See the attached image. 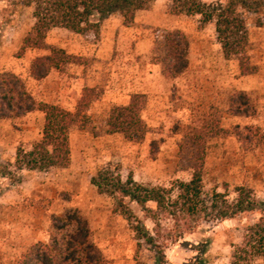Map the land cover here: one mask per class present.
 Masks as SVG:
<instances>
[{"label": "rangeland", "instance_id": "374dc122", "mask_svg": "<svg viewBox=\"0 0 264 264\" xmlns=\"http://www.w3.org/2000/svg\"><path fill=\"white\" fill-rule=\"evenodd\" d=\"M18 1L0 0V79L17 80L29 102L78 112L79 117L69 135V166L47 171L15 167L17 151H30L41 140L43 113L0 119V264H16L30 246L47 242L52 218L69 210L87 220L105 264H156L155 251L138 238L136 224L120 214L115 199L98 194L91 184L108 165L122 181L131 177L146 187L170 189L176 182H188L202 160L204 194H224L234 203L242 187L256 203L264 199V22L258 25L254 16L246 19L247 54L256 71L242 76L235 59H224L214 24L202 26L198 17L172 14L168 0H152L128 27L114 15L82 34L53 28L40 48H24L35 20L33 8ZM172 31L188 40L189 66L168 79L155 58L161 55L165 33ZM53 50L64 52L68 60H57V69L35 80L32 63ZM236 92L247 95L250 117L226 112L228 94ZM133 95L145 102L140 114L144 135L137 142L111 134L108 127L111 111L128 105ZM1 106L5 102L0 98ZM219 114L223 131L208 135L203 150L190 129L200 130ZM3 169L19 181L4 178ZM125 202L152 233L164 264L191 263L199 254L205 264H231L246 228L257 219L255 213L186 219L177 228L167 215L158 216L154 224L138 205ZM253 264H264V256Z\"/></svg>", "mask_w": 264, "mask_h": 264}, {"label": "trees", "instance_id": "16d2710c", "mask_svg": "<svg viewBox=\"0 0 264 264\" xmlns=\"http://www.w3.org/2000/svg\"><path fill=\"white\" fill-rule=\"evenodd\" d=\"M171 13L198 17L202 26L214 24L216 39L224 59H235L240 74L249 76L255 73L250 65L247 49L249 37L247 17L254 16L258 25L264 22V0H225L224 3L206 4L202 0H168ZM22 7L33 8L35 23L30 34L24 40V48L42 47L46 33L53 28L65 29L82 34L88 29H97L100 21L114 15H120L123 26L132 25L139 11L148 10L152 0H19ZM97 17L98 20L92 22ZM161 55L155 58L161 74L168 79L182 75L189 66L187 38L179 31L166 32L161 46ZM62 51L53 50L50 55L37 58L31 65V74L35 80L45 79L52 69H57L58 61H66ZM18 81L0 79V98L5 107H0V119L20 117L26 113L40 111L44 115L42 138L30 151L19 149L16 153L15 167L18 170L47 171L53 168L65 169L70 162L69 135L79 117L78 112H67L60 107L48 104H36L27 101L18 89ZM144 97L133 95L128 105L114 108L108 119L109 132L122 134L130 142L143 137L141 111ZM226 112L233 117H250L253 108L244 92L228 94ZM85 118V117H84ZM220 114L207 121L200 130L190 129L196 137V144L204 148V140L210 134L222 133ZM204 150V149H203ZM201 157V155H200ZM202 159V157H201ZM201 162L193 168L188 182H176L170 189L146 187L131 177L122 181L116 168L105 166L91 178V184L98 194L116 200L120 214L133 221L140 240L154 249L156 264H164L165 255L156 245L143 222L129 208L125 200L138 205L157 224L158 216L167 215L180 228L182 221L226 219L241 213H255L256 221L245 230L243 242L237 247L231 264H253L264 256V199L258 203L250 198L244 188H237V199L228 202L224 194L217 192L206 195L202 186ZM1 174L12 182L19 181L18 176L3 169ZM175 194V196H172ZM149 204L154 209L148 208ZM16 264H105L101 254L91 240L88 222L77 211L69 210L51 220V232L47 242H38L30 246ZM205 264V260L196 256L191 263Z\"/></svg>", "mask_w": 264, "mask_h": 264}]
</instances>
